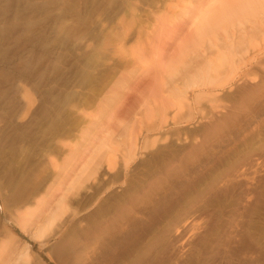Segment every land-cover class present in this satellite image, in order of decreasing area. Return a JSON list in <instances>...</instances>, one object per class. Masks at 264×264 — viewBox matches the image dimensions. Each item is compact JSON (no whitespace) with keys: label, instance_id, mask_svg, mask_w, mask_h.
Masks as SVG:
<instances>
[{"label":"rangeland","instance_id":"374dc122","mask_svg":"<svg viewBox=\"0 0 264 264\" xmlns=\"http://www.w3.org/2000/svg\"><path fill=\"white\" fill-rule=\"evenodd\" d=\"M205 1L0 0V243L30 258L14 264H264V26L197 51L204 82L157 65Z\"/></svg>","mask_w":264,"mask_h":264},{"label":"bare ground","instance_id":"6f19581e","mask_svg":"<svg viewBox=\"0 0 264 264\" xmlns=\"http://www.w3.org/2000/svg\"><path fill=\"white\" fill-rule=\"evenodd\" d=\"M181 15H183L184 17V19H181V22L187 24V26L189 25L188 32L186 33L182 41L178 43L176 49L174 50V52H172V55L167 60L159 59L157 65L160 66V68L166 73L165 76L170 78L169 79L170 81H172L174 79V75L177 74L181 76V78L185 81V84L190 85V84H194V83L201 81L206 76L205 75L206 71L210 70L208 69L209 67L206 66L208 68L205 67L206 68V69L204 68L205 70L203 69L201 72L192 73V71L190 70L189 61L195 58L194 54H197L199 52H200L199 54H201L202 49L206 48V44L208 46H211V45L217 46L218 43H225L226 45L225 47L229 49L228 53L230 55L236 52L241 43L236 42V40L232 36H234L237 32H240V33H243V32L245 33V31L249 32L248 31L249 28L252 31H255L256 27L259 24L264 26V0H207L197 7L183 8V10L181 11ZM171 39H172L171 36L167 37L163 45L164 48L166 47L165 49H170L169 47H171L172 45V42H170ZM198 56L200 55L197 54L196 57ZM227 57L228 55H226V58ZM228 60H230V58ZM209 61L207 65L209 64ZM220 61L222 62L221 59ZM210 64L212 63L210 62ZM207 78H210L209 75L206 76V79ZM201 82H204V81L202 80ZM154 84H155V89H153L154 91L153 93L156 94L158 92L160 94L161 88L159 87H161L164 84L163 80L161 79V82H158V83L156 82ZM174 92L176 94H182V91L179 89V87L177 88L175 87ZM109 141L110 139H108V136H103L101 137L100 141H98L95 148L98 150L103 147L106 148L109 145ZM98 145H100L101 147H99ZM90 159L91 158L85 161V163L82 165L80 170H78L75 177L70 182L71 188L72 187L78 188L79 185L81 184V181L86 180L84 178L86 177L89 168L85 167L84 165L88 164ZM65 196H66L65 193L61 194L60 199H58V201L54 200L55 202L56 201L57 202L54 203V207H51V209L49 208L50 210H49V213L47 214L48 217H46L47 221L43 224L42 223L40 225L38 224L39 227H37L35 231H29V229H26L28 225L30 224V223L28 224L27 219L31 217L32 212L29 210H26V211L24 210L25 212L20 213L18 211V213L22 214L20 215L22 217L21 226L25 228L29 234L31 233L30 236L34 237L35 239L36 238L38 240L43 239L44 234L49 229H51V227L55 224V221L63 217V214L68 211L66 208L68 203L67 201L65 202ZM38 202L36 204H38ZM45 202L47 203V201ZM40 203L42 204V201ZM44 205L46 204L44 203ZM35 210L36 208L34 209V211ZM42 212H43V209H42ZM18 213L16 217L19 216ZM33 221L31 223H33ZM41 221L44 222V219ZM34 229H35V226H34ZM28 248H29V245L27 247V245L25 244L23 246V249L20 252H17L18 255H14L13 258H10V256L12 255H9L7 253L6 251L7 247L5 246V244L0 243V250H1L0 251V264H14L15 262H18L22 258L27 260V258L29 257Z\"/></svg>","mask_w":264,"mask_h":264}]
</instances>
